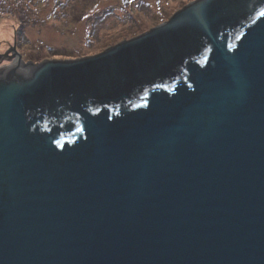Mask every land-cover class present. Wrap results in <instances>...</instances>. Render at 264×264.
<instances>
[{
	"label": "water",
	"instance_id": "water-1",
	"mask_svg": "<svg viewBox=\"0 0 264 264\" xmlns=\"http://www.w3.org/2000/svg\"><path fill=\"white\" fill-rule=\"evenodd\" d=\"M0 264H264V0H194L109 48L0 53Z\"/></svg>",
	"mask_w": 264,
	"mask_h": 264
},
{
	"label": "rangeland",
	"instance_id": "rangeland-1",
	"mask_svg": "<svg viewBox=\"0 0 264 264\" xmlns=\"http://www.w3.org/2000/svg\"><path fill=\"white\" fill-rule=\"evenodd\" d=\"M191 1L37 0L35 8L30 0H0V26L11 34L0 39V53L16 47L22 62L31 64L106 49L166 21ZM16 60L17 55L0 67Z\"/></svg>",
	"mask_w": 264,
	"mask_h": 264
},
{
	"label": "bare ground",
	"instance_id": "bare-ground-1",
	"mask_svg": "<svg viewBox=\"0 0 264 264\" xmlns=\"http://www.w3.org/2000/svg\"><path fill=\"white\" fill-rule=\"evenodd\" d=\"M10 36H11L10 31L8 29H6L5 27L0 26V39L4 38V37H8L9 38ZM14 63L17 64L16 61H14ZM11 66L13 67L14 65H11ZM8 67H10V66H8Z\"/></svg>",
	"mask_w": 264,
	"mask_h": 264
},
{
	"label": "trees",
	"instance_id": "trees-1",
	"mask_svg": "<svg viewBox=\"0 0 264 264\" xmlns=\"http://www.w3.org/2000/svg\"><path fill=\"white\" fill-rule=\"evenodd\" d=\"M25 2H27V1H25ZM30 2L32 3V5H34L35 6V8H37V0H30ZM26 8V7H25ZM26 9H29V8H26Z\"/></svg>",
	"mask_w": 264,
	"mask_h": 264
}]
</instances>
